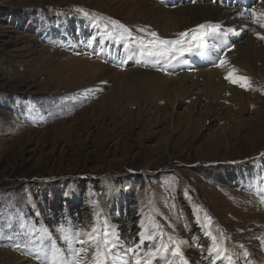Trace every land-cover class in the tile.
Masks as SVG:
<instances>
[{
	"label": "rangeland",
	"instance_id": "1",
	"mask_svg": "<svg viewBox=\"0 0 264 264\" xmlns=\"http://www.w3.org/2000/svg\"><path fill=\"white\" fill-rule=\"evenodd\" d=\"M199 3L239 11L264 4L0 0V264H48L54 253L70 261L74 245L61 229L83 230L105 219L122 243L138 240L142 221L146 233L159 231V225L164 242L179 243L189 264H213L212 242L202 227L209 224L218 239L226 233L224 243L228 254L239 257L237 264H264V82L250 77V89L238 88L241 113L224 94L212 101L218 112L201 120L194 119L208 97L195 105L182 98L173 110L159 85H137L132 98L110 90H132L130 70H161L163 62L153 64L135 49L133 56L123 42L110 40L105 18L128 26L133 38H148L138 31L146 28L175 39L196 25L168 31L158 7L181 11ZM80 9L101 22L94 24ZM245 15L232 18L237 27H250L236 43L257 27ZM183 18L176 17V24ZM216 47L208 49L210 59L220 54ZM94 60L112 68L115 77L99 83L105 67L90 73ZM192 60L198 69L207 68L201 59ZM160 92L157 102H146ZM106 98L115 102L104 105ZM189 106L195 112L181 116Z\"/></svg>",
	"mask_w": 264,
	"mask_h": 264
},
{
	"label": "snow or ice",
	"instance_id": "2",
	"mask_svg": "<svg viewBox=\"0 0 264 264\" xmlns=\"http://www.w3.org/2000/svg\"><path fill=\"white\" fill-rule=\"evenodd\" d=\"M261 3H264V0H261ZM79 11L84 17L91 18L94 24L101 22L99 17L93 16L83 9ZM246 12L251 24L264 29V8L258 10L251 7L238 12L237 15L244 18ZM105 19L107 22L103 23L102 26L109 37L115 36L123 42L125 48L135 49L142 58H148L156 63L178 61L185 54H203L207 50L206 41L209 38H223L229 34L239 35L235 27H224L222 23H202L179 33L175 39L163 38L155 31H148L146 28H140L138 31L146 33L148 38L145 36L133 38L132 29L128 26L111 17ZM251 30L258 39L264 40V32L256 31L254 27ZM226 63L228 61L221 59L217 66L223 67ZM161 70L167 71L166 68H161ZM225 79L241 88H251V78L240 75L239 69L235 67L231 68ZM261 155L264 156V153ZM260 197L261 202L264 203V192H260ZM206 219L211 220V217H206ZM155 227L159 231L146 233L142 221L138 240L130 243H122L118 233L113 230L106 219L102 223H94L83 230L73 229L68 231L61 229L63 232L62 238L74 245L70 261L67 257L59 259L58 254L54 253L48 264H160V261H163V264H189L181 245L179 243H165L162 229L159 225ZM202 227L206 230V235L212 242L209 254L215 253V259L221 260L222 264L223 262L237 264L239 257L234 258L228 254V248L224 243L228 238L226 233L221 231L218 239L217 235L210 230L211 226L209 224H204ZM146 243L148 251L144 252ZM240 247L244 248L243 245H240ZM249 256L250 253L244 249L242 257L247 258ZM37 258L39 259V256ZM213 264H215V260ZM248 264H252V262L249 261Z\"/></svg>",
	"mask_w": 264,
	"mask_h": 264
},
{
	"label": "bare ground",
	"instance_id": "3",
	"mask_svg": "<svg viewBox=\"0 0 264 264\" xmlns=\"http://www.w3.org/2000/svg\"><path fill=\"white\" fill-rule=\"evenodd\" d=\"M166 1H168V3L172 2V0H166ZM249 1L251 0H242L244 4H246ZM190 7L191 8L188 10H181V11H177V10L174 11V9H165L162 7H158L161 9L162 15H164V17L167 16L166 20L168 23L167 26L168 31H172V28H177L178 25H184L186 28H189L201 23L208 22V23H222L224 27H235L239 32V35L229 34L227 37H223V39L221 40L220 38H209L206 41L207 51H204L203 54H199V53L186 54V58H188L186 61L189 64L186 61H184L185 59L183 60V58L182 59L180 58V60L178 61H172L170 63L163 62L162 67L166 68L167 71L148 70L149 68L145 69L143 67H137L136 69L129 71L130 73L129 83L131 84L132 90L130 91L126 90L127 92L125 91L126 92L125 93L124 91H122L123 90L122 88L121 89L119 88L118 85L111 87L110 90L113 92L118 89L121 94L125 96H130L132 98V96L136 91L137 85H141L142 88L146 86H148L146 88L149 87L152 88L155 85L156 86L159 85L160 88H162L163 91L165 92L164 95L168 99L169 104L173 110L176 108V105L178 104V102L182 100V98H186V97L191 98V102L193 101V105H195V103L200 102L204 97H208L206 100L209 102L206 105V108L202 110L199 113L198 117L195 118L194 120H201L202 118L205 117L206 118L211 117L216 110L215 105H213L212 101H218L220 98H222L224 94H226L230 96L229 103L233 104L234 101H236V104L238 105V109H240L239 111L237 110V114H239L242 112V108H241L242 102L240 100L242 96L240 95L241 91L238 90L239 86L230 83L228 80L225 79V76L229 71H231L232 67H235L236 69H239L240 75L258 78L261 81V83H263L264 82V46H263L264 41L254 37L255 34L252 31L249 32L248 35L246 34V37H244L245 41L243 40L236 43V40H241V38L244 36L245 33L243 31L249 30L250 27H247L248 23L242 24L240 27H237V25H235L237 21L232 20V18L234 15L235 17L240 18V16L237 15V13L240 11L235 9L234 7H232V9H229L225 7V5L212 6L207 3H199L196 4L195 6L191 5ZM228 7L231 6L228 5ZM224 8L227 9L225 10ZM261 8H264V4L261 6ZM231 10L233 11V13L231 12ZM178 16L184 17L183 19L185 21L183 22V24L181 23L176 24L177 23L176 17ZM244 21L247 22L249 21V19L246 18L244 19ZM254 28H256V31L264 32V29L261 30L259 29L258 26ZM163 33L168 34L165 32V30H163ZM112 38L113 40H118L114 36ZM112 38L109 37L110 40ZM214 43H218L219 45L216 46H219V48L224 50L220 49L221 52L219 55L215 56L216 59H210L212 58L211 57L212 55L209 54L208 49H210L211 47H216ZM119 44H123V43L119 42ZM115 45L116 48L120 49L118 44L115 43ZM122 50L124 51L123 46H122ZM129 51L130 50H126L125 52L128 53ZM131 51L133 56L137 54L132 49ZM106 53L107 51L105 49L102 50L101 56L104 57ZM188 55L191 56V58H189ZM197 58L201 59L204 62L203 65L205 67L207 66V68L198 69V66L196 67L192 63V62H196L192 59H197ZM221 59L228 61V63H226L223 67L217 66L220 63ZM148 61H146V63ZM91 63L94 65L93 67L94 69L90 71V73H94L95 71L105 67L103 73L100 74L98 80L99 83L108 81L109 79L115 77L114 74L112 73L113 71L112 68H110L109 66H105V64H102L97 60H94ZM153 64L155 63L153 62ZM192 66H194L195 68H193ZM145 91L148 90L145 89ZM161 95L162 93L160 92L151 101L147 100L146 102L148 103L157 102L159 97H161ZM102 102L104 105L107 102V106H108L109 103L115 101L113 99L106 98ZM107 106L103 108V112L107 110ZM207 108L210 109L208 110ZM192 109H195V106H193ZM186 110L187 111L185 113L180 114L185 118H189L192 112H195V110H190V106ZM144 111H145L144 109H141L139 111L140 118H142L141 114ZM216 112L218 111L216 110ZM149 114L151 115V113ZM239 119L240 116H238V120ZM238 120L237 122L241 124V122ZM171 121H174V119L172 118ZM187 122L190 125L193 124L194 121H189L188 119ZM237 122L235 123V127L239 128V124ZM191 246L192 245H189L188 248H190Z\"/></svg>",
	"mask_w": 264,
	"mask_h": 264
}]
</instances>
